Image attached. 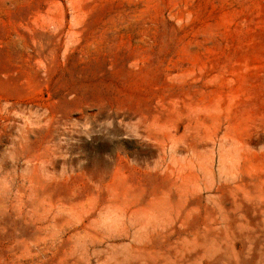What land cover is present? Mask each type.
Listing matches in <instances>:
<instances>
[{
    "label": "rangeland",
    "instance_id": "1",
    "mask_svg": "<svg viewBox=\"0 0 264 264\" xmlns=\"http://www.w3.org/2000/svg\"><path fill=\"white\" fill-rule=\"evenodd\" d=\"M0 264H264V0H0Z\"/></svg>",
    "mask_w": 264,
    "mask_h": 264
}]
</instances>
